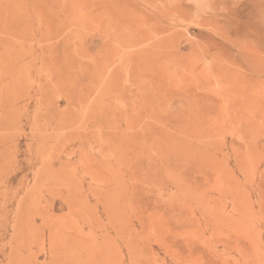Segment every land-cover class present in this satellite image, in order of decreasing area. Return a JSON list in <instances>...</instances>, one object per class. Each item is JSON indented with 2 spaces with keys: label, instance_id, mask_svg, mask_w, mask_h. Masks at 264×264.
I'll return each instance as SVG.
<instances>
[{
  "label": "rangeland",
  "instance_id": "374dc122",
  "mask_svg": "<svg viewBox=\"0 0 264 264\" xmlns=\"http://www.w3.org/2000/svg\"><path fill=\"white\" fill-rule=\"evenodd\" d=\"M0 264H264V0H0Z\"/></svg>",
  "mask_w": 264,
  "mask_h": 264
},
{
  "label": "bare ground",
  "instance_id": "6f19581e",
  "mask_svg": "<svg viewBox=\"0 0 264 264\" xmlns=\"http://www.w3.org/2000/svg\"><path fill=\"white\" fill-rule=\"evenodd\" d=\"M81 213V212H80ZM31 245V244H30ZM69 252V251H68ZM72 254V253H71Z\"/></svg>",
  "mask_w": 264,
  "mask_h": 264
}]
</instances>
